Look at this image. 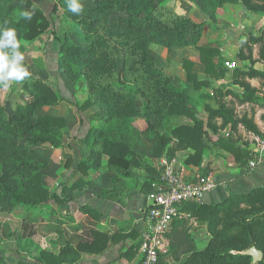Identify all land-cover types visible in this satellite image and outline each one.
I'll list each match as a JSON object with an SVG mask.
<instances>
[{"label": "trees", "instance_id": "obj_1", "mask_svg": "<svg viewBox=\"0 0 264 264\" xmlns=\"http://www.w3.org/2000/svg\"><path fill=\"white\" fill-rule=\"evenodd\" d=\"M58 4L63 5L60 16H57ZM179 4L184 10L196 7L210 21H215L217 10L226 4H239L264 18V0H179ZM82 6L83 12L77 15L68 10L67 0H0V26L15 29L21 52L24 43L47 33L56 41V48L45 52V68L50 78L44 80L30 75L19 83L20 92L28 94L29 99L10 107L0 105V211L32 212L50 203L61 208L76 201L75 192H90L98 186L97 177L90 174L102 169L110 173L111 186L99 188L95 196L120 201L126 179L131 177V168L151 171L148 160L171 157L175 150L186 148L191 152L185 163L196 164L205 148L201 140L204 125L216 133L212 119L217 116L225 125L234 126L232 109L225 104L214 109L205 105L206 121L198 118L190 104L189 87L197 89L209 84L206 79L198 80L199 72L219 79L227 71L219 51L220 43L200 44L202 21L176 10L170 0H93L92 5ZM22 12L30 13L31 18L23 17ZM62 19L67 25L76 26L79 42L68 40L66 32L60 34ZM254 43L258 44V59L264 63V26L258 35H248L247 53L240 50L238 56L253 61L251 45ZM151 45L168 49L192 46L198 50L197 62L182 61L185 72L182 86L175 85L158 60L150 57ZM234 70L235 74L264 78L263 71L253 68L235 67ZM61 73L71 81H84V100L79 102L65 88ZM240 84L245 89V100L260 102L254 96V89L243 80ZM66 102L78 116L80 128H85L81 131L83 136L78 134L75 137L80 138L73 139L81 140L88 148L85 156L79 157L78 149L67 144L75 154V157L67 155L65 162L67 166L73 165L72 174L49 187L45 172L50 169V160L38 147L63 145L66 115L60 110L55 114L42 113V110L58 108ZM91 107L101 113L89 115L92 121H99L97 126L90 125L84 114ZM178 116H185L192 124L175 123L173 119ZM242 121L247 129L264 136L254 125L245 119ZM90 136L93 140L88 145ZM216 144L230 150L234 162L240 165L247 164L249 159L253 161L252 155L256 160L261 158L256 151L235 148L231 135L217 138ZM103 156L107 157L106 166L102 165ZM159 183V177L155 181L148 179L142 188L149 195ZM194 206L193 213L205 217L209 239L204 248L189 249L180 260L171 249L177 264H252L250 256L241 254L252 245L264 254V184L244 194H229L216 205L194 203ZM78 209L100 217L85 204ZM148 210L146 207L145 215ZM27 231L32 230L27 228ZM93 233L91 241H82L76 248L66 244L59 253L36 250L32 260L18 249L10 252L17 264H75L81 259V251L100 254L113 240L136 238L134 231L111 236L100 231ZM130 248L134 251L133 245ZM5 251L0 242V264H12ZM157 263L163 264L160 260ZM255 264H264V258Z\"/></svg>", "mask_w": 264, "mask_h": 264}, {"label": "crops", "instance_id": "obj_2", "mask_svg": "<svg viewBox=\"0 0 264 264\" xmlns=\"http://www.w3.org/2000/svg\"><path fill=\"white\" fill-rule=\"evenodd\" d=\"M179 11L190 17L195 14L196 18H192L195 21L203 22L200 44L220 43L219 51L224 63L234 61L239 69L249 67L264 72V63L258 59L257 43L251 45L253 61L238 56L240 50L247 53V46L245 45L247 39L245 37L251 33H254V35L259 34V30L264 26L263 17L245 10L239 4H226L218 9L215 21L207 20L202 12L194 6H189L186 10L181 8ZM48 36H51L48 40L41 36L39 39L27 43L26 47V52L30 55L38 52L35 56L36 59H30V61L37 62L38 66L44 68L45 71H47L45 68V66L47 67L45 52L53 49L52 45H54L51 42L53 36L49 33ZM39 45L41 46L39 47ZM253 46H257L254 55L252 52ZM154 50L159 59H164L165 65L160 64L164 72L175 85L182 86L185 83L182 61L186 59L197 62L198 50L192 46L169 49L164 47V50L154 48ZM234 72L235 70L227 68L224 76L219 79L207 77L203 72H199L197 74L198 80L206 79L209 84L197 89L190 86L188 89V94L191 97L190 104L196 111L198 118L206 121L205 105L214 109L223 103L232 109L234 126L230 123L225 125L222 118L217 116L212 119V123L217 127L216 133H213L208 128L209 126L205 124V132L201 136L205 148L196 164L185 163V159L191 152L189 148L175 150L171 156L176 160L177 166L183 168L188 177L200 173L208 174L213 178L216 186L206 194L204 201L208 205H216L222 202L229 194H244L252 188L264 184V153L257 160L252 155L255 166H250L252 159H249L247 164L240 165L234 162L230 150L216 144L217 138L226 136L225 134L228 133L234 141L235 148L245 152L255 151L253 136L258 134L247 129L242 119L254 125L259 134H264V78L260 76L248 77L243 73L235 74ZM241 80L254 89V96L260 102L254 103L244 99L245 89L240 84ZM65 88L68 90L66 85ZM58 110L66 115V125L62 129L64 143L61 147L49 148L57 149L55 152H59V162L63 163L60 170L55 173V175L57 174V182L52 184L45 179V183L49 187L56 186L59 180H66L72 174L73 165L71 167L67 166L65 162L67 155L75 157V154L70 147H67V144H72L73 149H78L77 156L79 157L85 156L88 148L87 145L81 143V140H76L80 138L75 137L76 135H84L81 131H84L85 128H80L79 118L72 105L66 102L58 107ZM92 112L95 113V110L88 109L84 114L90 125L97 126L99 121L97 119L92 121L89 117ZM70 115H73L76 120L71 127V133L66 136L65 133L69 127L67 116ZM173 120L178 124H192V121L185 116H178ZM73 137L76 138L74 139L78 144L84 146L82 150L74 145ZM159 159L148 160L151 171L143 168L130 169L131 177L126 179V184L121 191L120 201L105 200L95 196L99 188L111 186L110 173L102 169L99 172L104 173L107 180L100 182V185L94 187L90 192H75L76 201L62 206V209L54 203H50L32 212L18 210L13 213H6L2 211L3 214L0 215V242L8 240V244L11 245L9 249H18L22 242L24 256L32 260L34 254L32 251L25 249L28 244V246H32L30 247L31 250L35 249L36 251L38 249V251L46 250L59 253L66 244L76 248L82 241H91L94 237V231L103 232L107 236L119 232L129 234L134 231L136 233L134 240L131 237L119 238L117 242L113 240L103 253L86 254L81 251V259L75 264H142L139 246L146 227L144 210H146L148 203L147 193L143 190L142 184L148 179L157 180V177H159ZM106 161L107 157L103 156L102 165L106 166ZM96 174H98L97 171H92L90 175L96 178ZM83 204L96 210L100 217L79 210L78 207ZM194 207V202H184L179 206V217L170 225L165 235V247L159 257L161 263H178V260L172 255L171 249L173 252L176 251L180 260L183 258L184 253L189 252V249L200 250L207 244L209 233L205 217L202 215L196 216L193 213ZM27 228H31L32 231L29 233ZM131 245H133L134 249L132 250L134 251H131V248L129 249Z\"/></svg>", "mask_w": 264, "mask_h": 264}, {"label": "built area", "instance_id": "obj_3", "mask_svg": "<svg viewBox=\"0 0 264 264\" xmlns=\"http://www.w3.org/2000/svg\"><path fill=\"white\" fill-rule=\"evenodd\" d=\"M224 64L229 69L237 66L234 61ZM253 144L261 156L264 153V136H253ZM158 164L160 183L154 193L147 195L149 210L139 246L142 264H156L159 260L171 222L179 217V206L184 202L203 204L206 194L216 186L208 174L195 173L188 177L173 157H161ZM250 166H255V163L251 161Z\"/></svg>", "mask_w": 264, "mask_h": 264}, {"label": "rangeland", "instance_id": "obj_4", "mask_svg": "<svg viewBox=\"0 0 264 264\" xmlns=\"http://www.w3.org/2000/svg\"><path fill=\"white\" fill-rule=\"evenodd\" d=\"M78 1H81L82 4H85V5H92L93 4V0H78ZM171 4L175 7L176 10H180L181 9V6L179 4V0H170ZM63 5L62 4H58V11H57V16H60L61 12L63 11ZM193 17L194 19L196 18V15L193 14ZM63 20V19H62ZM69 25L66 24V22L61 21V24L59 26V32L60 34L66 32V35L68 36V40L70 41H75L76 43L79 42L78 41V38L76 37V32H78L76 26L73 24V25H70V23H68ZM44 36V39L48 40V38H50L51 36H48V33L47 34H44L42 35ZM246 39H248V36L245 37ZM54 39V38H53ZM51 40L52 43H54V45H52L53 49L56 48V41L54 42V40ZM24 46V51L22 52V54L24 55L25 59H24V64L25 66L28 68L31 76L35 77V78H40V79H44V80H47L50 75L47 74V71L44 70V68H40L37 64V62H34V61H30V59H36V54L38 52H35V53H32V55H30L29 53H27V43H24L23 44ZM41 45H39L40 47ZM154 48L156 49H161V50H164V47H160V46H151L150 47V57L151 58H154V59H157L158 62L162 65H165V62H164V59H159L157 56H156V51L154 50ZM257 48V46H253L252 48V52H253V55L255 53V49ZM40 50V49H39ZM53 73L51 74V78L53 79L54 76V69H52ZM39 76V77H38ZM60 78H61V81L64 83L65 82V85L66 87L68 88V90L71 92L72 96L77 99L79 102H81L82 100L85 99L86 97V85L84 83V81L82 79H78L77 81H71L69 80L67 77H65V75L63 73L60 74ZM29 99V96L28 94H22L20 92V88H19V83H11L9 82V86L8 87H5L3 85H0V105H7L8 107H10L11 105H14L16 102H26L27 100ZM95 110V112H98L99 114L100 111L98 108L96 107H91L89 110ZM43 112H48V113H51V114H55L57 113V108H49V107H45L43 110H42V113ZM93 114V112L91 113ZM75 117L73 115H70V116H67V121L69 122V127H68V130L66 131V136L69 135L71 132V127L73 126V123L75 122ZM141 124V123H140ZM99 125V124H98ZM93 138L90 136V138L87 140V144L90 145L91 142H92ZM74 145H76L77 148H79V150H82L83 149V145L82 144H78L75 139H74ZM38 150L44 154L45 156L49 157V160H50V169L46 170L45 172V179L49 182V183H54V182H57L56 180V171H59L60 170V167L62 166V163L59 162V159H58V154L59 152H55V150L57 149H51L47 146H39L38 147ZM86 152H87V149H86ZM60 163V164H59ZM101 174V175H99ZM105 174L104 173H98L96 174V182L98 183V185H100V182L102 183V181H106V177L104 176ZM96 189V188H95ZM2 211H0V215L3 214L1 213ZM4 212V211H3ZM77 215V213H76ZM1 245L4 246V248L6 249L5 251V255L7 257V260L8 262L12 263V264H17L16 261L13 259L12 255H11V252L10 250L14 249H9V247H11L10 244H8V240L6 241H3L1 242ZM29 245V244H28ZM26 246L25 249H27L28 251H32V253L35 255L36 254V251L35 249L34 250H31L30 247L32 246ZM16 247L18 248V246L16 245ZM23 249H24V245L22 244V242L20 243L19 245V248H18V251L20 253H24L23 252ZM38 250V249H36ZM24 255V254H23ZM33 255V256H34ZM158 264V263H156Z\"/></svg>", "mask_w": 264, "mask_h": 264}, {"label": "clouds", "instance_id": "obj_5", "mask_svg": "<svg viewBox=\"0 0 264 264\" xmlns=\"http://www.w3.org/2000/svg\"><path fill=\"white\" fill-rule=\"evenodd\" d=\"M67 5L68 10L74 14L83 12V6L78 0H67ZM21 15L31 18L28 12H22ZM20 47L15 29L0 26V85L8 87L9 82L20 83L30 77Z\"/></svg>", "mask_w": 264, "mask_h": 264}, {"label": "water", "instance_id": "obj_6", "mask_svg": "<svg viewBox=\"0 0 264 264\" xmlns=\"http://www.w3.org/2000/svg\"><path fill=\"white\" fill-rule=\"evenodd\" d=\"M241 254L250 256L252 264L258 263L264 258L263 252L257 249L254 245L242 251Z\"/></svg>", "mask_w": 264, "mask_h": 264}]
</instances>
